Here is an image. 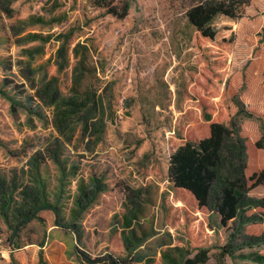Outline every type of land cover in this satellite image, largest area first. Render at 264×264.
Instances as JSON below:
<instances>
[{
  "label": "rangeland",
  "instance_id": "374dc122",
  "mask_svg": "<svg viewBox=\"0 0 264 264\" xmlns=\"http://www.w3.org/2000/svg\"><path fill=\"white\" fill-rule=\"evenodd\" d=\"M245 1L235 25L225 77L231 93L224 104L239 136L253 142L264 124V0ZM124 2L125 16L109 12L119 11ZM191 2L10 0L16 18L31 22L26 28L41 38L18 43L20 36L0 14V89L5 92H0L5 194L0 192V264H91L81 252L92 259L108 252L127 256L131 264H144L138 259L143 255L152 257L150 264H163L164 250L175 258L193 255L186 252L184 228L177 224L195 215L175 201L167 176L168 150L207 134L198 93L208 71L191 40L194 27L185 14ZM62 45L68 73L60 74L61 96L88 90L103 101L90 116L91 131L82 136L77 128L70 140L55 123L62 107L44 105L21 74L26 50L41 47L55 63ZM55 144L58 161L48 152ZM247 156L252 168L264 167V148L249 147ZM93 178L107 190L86 211L74 213L77 186ZM27 187L44 188L40 200L55 205L58 214L39 210L26 223L15 217ZM262 198L264 186L249 191L231 252L212 249L205 264H264V209L257 204Z\"/></svg>",
  "mask_w": 264,
  "mask_h": 264
},
{
  "label": "trees",
  "instance_id": "16d2710c",
  "mask_svg": "<svg viewBox=\"0 0 264 264\" xmlns=\"http://www.w3.org/2000/svg\"><path fill=\"white\" fill-rule=\"evenodd\" d=\"M246 3L245 0H192L185 11L188 22L194 27L191 40L198 48L208 71L207 84L198 93L203 119L207 123V134L200 139L186 140L176 148L168 150L167 176L172 184V196L181 208L190 207L195 219H180L177 224L178 228H184L186 252L193 255L175 258L164 250L161 253L163 264H177V259L183 264H205L212 249H219L222 254L230 253L235 222L241 218V208L247 194L258 186H264V167L260 168L257 164L252 168L247 162L249 147L254 150L264 148V124L263 133L258 140L245 141L239 136L237 122L234 118H229L224 104L231 93V88L225 84V77L231 58V45L235 39V25L237 19L243 16ZM127 11L128 2H124L119 11L109 12L123 17ZM0 14L11 31L20 36L18 43L41 38L38 33L26 28L31 22L16 18L10 7V0H0ZM72 52L75 58L80 54L76 45L72 47ZM67 61L66 49L62 45L57 49L55 63L44 55L41 47L26 50L25 58L20 62L23 64L21 74L34 90L36 97L46 106L62 107L55 123L70 140L77 128L82 136L91 131L90 116L103 101L102 97L95 96V92H79L72 89L73 86L71 95L61 96L60 74L68 69L65 68ZM0 92L5 93L1 89ZM249 115L252 113L249 112ZM73 117L74 122H71ZM58 151L57 144L48 147L49 155L54 161L59 159ZM74 170L75 166L71 168V172ZM106 190L107 186L95 178L89 185H78L74 213L86 211L99 194ZM21 193L26 202L23 207L15 209V217L21 216L23 223L37 217L39 210L50 209L58 214L55 205L45 198L40 200V194L44 197V188L32 190L27 187ZM1 195L5 197L3 192ZM257 204L264 209V198ZM204 214L208 215L206 221ZM124 219L126 224L130 222L128 215ZM56 222L60 223L59 215ZM68 225L70 227L66 228L70 229L72 225ZM18 229L17 226L13 236ZM12 238L8 240L9 245L14 243ZM121 238L123 248L129 255L128 240L124 235ZM81 254L91 264H131L127 256H115L109 252L96 259L84 252ZM138 259L144 264H150L153 260L149 255Z\"/></svg>",
  "mask_w": 264,
  "mask_h": 264
}]
</instances>
